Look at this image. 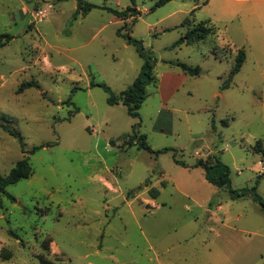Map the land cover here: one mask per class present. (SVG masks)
I'll return each instance as SVG.
<instances>
[{"label":"rangeland","instance_id":"1","mask_svg":"<svg viewBox=\"0 0 264 264\" xmlns=\"http://www.w3.org/2000/svg\"><path fill=\"white\" fill-rule=\"evenodd\" d=\"M84 1L95 7L82 16L76 0H0V175L24 157L32 169L0 193V264H264L257 202L191 167L218 158L232 188L264 202V6L235 16L214 2L135 0L137 13L118 17L131 0ZM212 15L231 21L173 45ZM126 36L155 62L139 117L92 85L118 96L133 82L144 59ZM239 48L245 59L224 88ZM29 80L39 86L20 91ZM141 134L169 150L138 148ZM219 202L228 214L209 223Z\"/></svg>","mask_w":264,"mask_h":264},{"label":"trees","instance_id":"2","mask_svg":"<svg viewBox=\"0 0 264 264\" xmlns=\"http://www.w3.org/2000/svg\"><path fill=\"white\" fill-rule=\"evenodd\" d=\"M77 1V7H76V13L84 16L88 11H90L93 7H95L93 4L85 2L84 0H76ZM170 0H156L153 8L159 7L161 5H164ZM132 6H128L122 10H116L113 11L115 15L118 17H125L126 15L130 14L133 15L137 13L136 8L134 7L135 0H131ZM203 4L206 3V0L202 2ZM191 21L190 17L184 18L183 22L181 23V26H184L186 24H189ZM215 28H213L207 21H202L194 25H190L188 30L180 36L173 45L179 46L181 44H188L194 41H199L205 39L208 35L214 34ZM127 37V36H126ZM11 39V37H7V40ZM127 41L129 43H132L135 47L139 55L144 59L143 64L137 74V76L134 78L133 82L123 91L120 92L118 96L114 95L108 86L101 83H94L92 82V85H98L101 86L104 90L109 92V96L107 98L108 104H115L117 102H122L126 108L127 113L131 117H139L138 110L143 103V101L146 98V87L154 82V60L151 57L150 53H147L141 43V41L132 39L130 36L127 37ZM245 59V50L243 48H239L236 53L235 62L233 64V67L230 70V73L228 77L223 82V87H229L231 79L234 74H236ZM177 65L181 68V70L188 75L192 76H198L199 75V67L198 66H189L182 62H177ZM39 85L34 80H29L26 82H23L19 90L22 91L29 87H38ZM140 125L139 122L135 123L133 125L134 127H138ZM1 126V125H0ZM3 129L7 131L10 135L15 137H21L18 131H15L13 129H9L8 127L2 125ZM126 135H122L121 137H125ZM137 135L133 133L130 137V143L133 144V140L135 139ZM134 144L137 145L138 148L144 149L150 153H161L164 151H168L169 148H162V149H153L150 147V145L146 142L145 135H140L139 139L134 142ZM45 147V144H41L39 146H36L32 149V152H34L37 149ZM174 151V161L178 164H180L183 167H186L183 162H180L175 157V150ZM191 167H200L204 170V178L211 183L212 185L226 189L229 193V196L232 199L241 198L246 196L247 194H250L255 202L259 205V208L264 212V202L260 199L258 194L254 191V188H239L234 189L231 187V180L229 177V167L225 164H223L218 158H214L213 161L208 160H198L192 164ZM32 174V169L30 166V163L28 161L27 157H24L20 160H18L15 164V166L8 172L6 175H0V193H7L6 187L10 184H14L20 179L27 178ZM158 194V191H154V195H152L153 198H155ZM7 196L14 200V197L10 194H7ZM9 257V256H7Z\"/></svg>","mask_w":264,"mask_h":264},{"label":"crops","instance_id":"3","mask_svg":"<svg viewBox=\"0 0 264 264\" xmlns=\"http://www.w3.org/2000/svg\"><path fill=\"white\" fill-rule=\"evenodd\" d=\"M202 2L204 0H201ZM212 2H214L215 4H218L221 7L224 8H229L231 9L235 16H239L241 14L242 11H247V15H253V14H257V8H259L260 6H264V0H206V5L211 4ZM246 4H250V5H246ZM231 19H225L223 17H217V16H210V19L207 20V22L210 24L212 23V25L214 23H219L220 26H223V28L226 27V25L228 23H230ZM215 25V24H214ZM239 27L242 29V26L239 25ZM229 46V44H226ZM230 47V46H229ZM223 207L222 204L216 203L214 207H210L209 209H207L208 212V222L209 223H215V222H221L223 224L221 215L225 216L228 214V211H223ZM222 212V213H221ZM242 215H237L236 219H241Z\"/></svg>","mask_w":264,"mask_h":264},{"label":"built area","instance_id":"4","mask_svg":"<svg viewBox=\"0 0 264 264\" xmlns=\"http://www.w3.org/2000/svg\"><path fill=\"white\" fill-rule=\"evenodd\" d=\"M36 19L39 21L42 19V11H38L35 13V19L34 20L36 21Z\"/></svg>","mask_w":264,"mask_h":264}]
</instances>
